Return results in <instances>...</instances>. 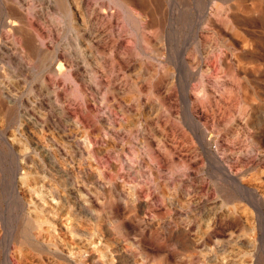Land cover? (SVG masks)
I'll list each match as a JSON object with an SVG mask.
<instances>
[{
  "label": "rangeland",
  "instance_id": "rangeland-1",
  "mask_svg": "<svg viewBox=\"0 0 264 264\" xmlns=\"http://www.w3.org/2000/svg\"><path fill=\"white\" fill-rule=\"evenodd\" d=\"M9 1L0 264H264V0Z\"/></svg>",
  "mask_w": 264,
  "mask_h": 264
},
{
  "label": "bare ground",
  "instance_id": "bare-ground-1",
  "mask_svg": "<svg viewBox=\"0 0 264 264\" xmlns=\"http://www.w3.org/2000/svg\"><path fill=\"white\" fill-rule=\"evenodd\" d=\"M37 1V0H36ZM45 1V0H44ZM44 1H43V3H44ZM28 2V1H27ZM136 2V1H135ZM260 2V1H259ZM54 3V2H53ZM56 3V2H55ZM154 3V2H153ZM239 3V2H238ZM5 4V3H4ZM157 4V3H156ZM261 4V3H260ZM65 5V4H64ZM133 5V4H132ZM131 4L129 5V9L133 12V13H135V9H134V7L132 6ZM139 5H140V2H139ZM240 5H242V4H240ZM23 6H24V4L21 2V1H19L18 3H16V4H14V3H12V2H8V0H7V6H6V17H5V21L7 20V22L8 23H11L12 25H16L17 23L16 22H14V20H16L17 19V11H19L20 12V10L23 8ZM62 6V5H61ZM263 6V5H262ZM64 7V6H63ZM157 8V7H156ZM238 8V7H237ZM241 8V7H240ZM35 9V8H34ZM261 9V8H260ZM33 10V9H32ZM242 10V9H241ZM240 10V11H241ZM258 10V9H257ZM257 10H256V12H257ZM42 11V10H41ZM88 11V10H87ZM243 11V10H242ZM3 12V11H2ZM32 12V11H31ZM35 12V11H34ZM86 6H85V1L84 0H77L76 2H75V6H73V8L71 7V8H68V16H70L72 19H77L78 17L79 18H81V19H84V18H86ZM242 13H244V12H242ZM18 14H20V13H18ZM21 14H23V13H21ZM38 14V13H37ZM41 14V13H40ZM19 16V15H18ZM23 16V15H22ZM43 16H44V14H43ZM2 17V16H1ZM1 20V19H0ZM20 22V21H19ZM7 24V23H6ZM16 34V33H15ZM28 34H30L29 36H28V47H29V50L31 51V54H30V59L29 60H31V59H33V56H31V55H40L41 53H42V51H43V48H42V46L33 38V36L31 35V33H29L28 32ZM155 44V46H156V42L154 43ZM1 45V44H0ZM5 45V44H4ZM16 46H17V44H16ZM10 47V46H9ZM18 50V49H17ZM24 52V51H23ZM23 52H20V53H23ZM41 60V59H40ZM9 90V89H8ZM5 91V90H4ZM12 93V92H11ZM4 95V94H3ZM7 95V94H6ZM12 95H13V93H12ZM2 96V95H1ZM5 98V97H4ZM10 98H12V97H10ZM13 100V99H12ZM11 100V101H12ZM150 102H152L151 103V109H152V112L154 113L155 111H156V106H155V102H153V101H150ZM149 103V102H148ZM59 104V103H58ZM150 104V103H149ZM11 106V105H10ZM62 106V105H61ZM13 109V108H12ZM11 115V114H10ZM6 116V115H5ZM9 118V117H8ZM28 122V121H27ZM34 125V124H33ZM37 126H39V125H37ZM34 128V127H33ZM25 129V128H24ZM23 130V129H22ZM34 129H32V131H33ZM67 131V130H66ZM23 132V131H22ZM33 134H35V132L33 133ZM65 134V133H64ZM68 134V133H67ZM69 135V134H68ZM81 146V145H80ZM42 151V150H41ZM262 154V153H261ZM55 165V164H54ZM53 166V165H52ZM67 166V165H66ZM71 166V165H70ZM60 168V167H59ZM67 168V167H66ZM72 168V167H71ZM50 169V168H49ZM68 169V168H67ZM42 170V169H41ZM51 170V169H50ZM68 171V170H67ZM70 171V170H69ZM50 172V171H49ZM52 172H54V171H52ZM71 172V171H70ZM86 172V171H85ZM91 173V172H90ZM64 174V173H63ZM68 174V173H67ZM48 175V174H47ZM87 175V174H86ZM44 176V175H43ZM72 176H74V175H72ZM91 176V175H90ZM62 177V176H61ZM55 178V177H54ZM67 179V178H66ZM65 179V180H66ZM92 179H93V177H92ZM58 180V179H57ZM77 180V179H76ZM189 180V179H188ZM53 181H54V179H53ZM56 182V181H55ZM75 183V182H74ZM185 183V182H184ZM54 184V183H53ZM83 184V183H82ZM82 184H79V186L80 185H82ZM58 185V184H57ZM10 186V185H9ZM59 186V185H58ZM85 186V185H84ZM165 188V187H164ZM73 189V188H72ZM71 189V190H72ZM15 190H16V188H15ZM14 190V191H15ZM97 190V189H96ZM56 191V190H55ZM68 191V190H67ZM74 191V190H73ZM52 192V191H51ZM77 192V191H76ZM92 192V191H91ZM66 193V192H65ZM71 193V192H70ZM98 193V192H97ZM96 193V194H97ZM13 194V193H12ZM67 194V193H66ZM75 194V193H74ZM100 194V193H99ZM21 195V194H20ZM22 196V195H21ZM58 196V195H57ZM71 196V195H70ZM15 197H16V195H15ZM55 197V196H54ZM82 197V196H81ZM84 197V196H83ZM72 198V197H71ZM74 198V197H73ZM86 198V197H85ZM61 199V198H60ZM14 200V199H13ZM80 200H81V198H80ZM79 200V201H80ZM84 200V199H83ZM61 201H62V199H61ZM17 202V201H16ZM87 202V201H86ZM177 202V201H176ZM62 203V202H61ZM60 203V204H61ZM79 203V202H78ZM17 204V203H16ZM20 204V203H19ZM18 204V205H19ZM25 204V203H24ZM81 204V203H80ZM83 204V203H82ZM90 204V203H89ZM17 205V206H18ZM21 205V204H20ZM20 205L18 206V208H20ZM63 205V204H62ZM77 205V204H76ZM17 206H15V208H17ZM82 206V205H81ZM127 206V205H126ZM11 208H12V205H11ZM61 208H62V206H61ZM84 208H85V206H84ZM25 209V208H24ZM7 210V209H6ZM14 210V209H13ZM12 210V211H13ZM22 210V209H21ZM82 210V209H81ZM9 211H11V210H9ZM8 211V212H9ZM62 211H63V209H62ZM66 211V210H65ZM77 211V210H76ZM95 211V210H94ZM75 213V212H74ZM40 214V213H39ZM93 214V213H92ZM1 215V214H0ZM7 215V214H6ZM10 215V214H9ZM14 215V214H13ZM20 215V214H19ZM23 215V214H22ZM78 215V214H77ZM83 215V214H82ZM94 215V214H93ZM15 216V215H14ZM72 216V215H71ZM13 217V216H12ZM20 217V216H19ZM75 217V216H74ZM79 217H81V216H79ZM83 217V216H82ZM87 217V216H86ZM92 217V216H91ZM4 218V217H3ZM14 218V217H13ZM93 218V217H92ZM16 219V218H15ZM83 219V218H82ZM3 220H5V218L3 219ZM11 220V219H10ZM22 220V219H21ZM39 220V219H38ZM1 221V220H0ZM16 221V220H15ZM85 221V220H84ZM115 221V220H114ZM42 222V221H41ZM81 222V221H80ZM143 222V221H142ZM16 223V222H15ZM152 223V222H151ZM2 226V225H1ZM72 226V225H71ZM74 227V226H73ZM76 227V226H75ZM148 227V226H147ZM16 228H18V227H16ZM77 228V227H76ZM79 228V227H78ZM77 228V229H78ZM5 229V228H4ZM3 229V230H4ZM69 229V228H68ZM72 229H74V228H72ZM119 229V228H118ZM19 230V229H18ZM75 230V229H74ZM133 230V229H132ZM189 230V229H188ZM12 231V230H11ZM10 231V232H11ZM20 231V230H19ZM79 231V230H78ZM18 232V231H17ZM31 232H32V229L30 228V226H27L26 228H24V230H23V232L22 233H24V236H25V238H29L30 237V235H31ZM83 232V231H82ZM85 232V231H84ZM190 232V231H189ZM72 233V232H71ZM74 233H75V231H74ZM6 234V233H5ZM11 234H12V232H11ZM13 234H14V231H13ZM175 234V233H174ZM191 234V233H190ZM176 235V234H175ZM6 236V235H5ZM13 236V235H12ZM10 237V236H9ZM15 237V236H14ZM128 238H129V236H128ZM91 239V238H90ZM124 239V238H123ZM5 240V239H4ZM8 240V239H7ZM196 240V239H195ZM197 241V240H196ZM199 241V240H198ZM117 242V241H116ZM123 242V241H122ZM194 242V241H193ZM15 243V242H14ZM18 243V242H17ZM115 243V242H114ZM200 244V243H199ZM20 245V244H19ZM112 245V244H111ZM120 246V245H119ZM117 247V246H116ZM125 247V246H124ZM10 249V248H9ZM119 249V248H118ZM7 250H8V248H7ZM32 250V249H31ZM23 251V250H22ZM7 252V251H6ZM27 252H28V250H27ZM25 253V252H24ZM120 252H118V254H119ZM28 254H30L31 255V252L30 253H28ZM28 254H26V255H28ZM121 254V253H120ZM125 254V253H124ZM33 255V254H32ZM93 256V255H92ZM114 256V255H113ZM129 256V255H128ZM9 259V258H8ZM124 259V258H123ZM5 260V259H4ZM93 260V259H92ZM5 261H7V260H5ZM94 261V260H93ZM113 261V260H112ZM126 261V260H125ZM134 261H135V259H134ZM86 262V261H85ZM113 262H115V261H113ZM112 262V263H113ZM7 263V262H6ZM96 263V262H95ZM101 263H103V262H101ZM111 263V264H112ZM8 264V263H7ZM20 264V263H19ZM104 264V263H103ZM138 264V263H137ZM148 264V263H147Z\"/></svg>",
  "mask_w": 264,
  "mask_h": 264
}]
</instances>
